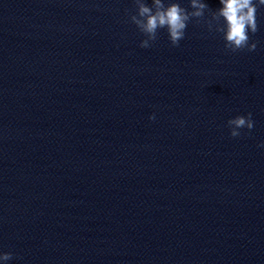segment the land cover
I'll return each mask as SVG.
<instances>
[{
    "label": "clouds",
    "instance_id": "obj_1",
    "mask_svg": "<svg viewBox=\"0 0 264 264\" xmlns=\"http://www.w3.org/2000/svg\"><path fill=\"white\" fill-rule=\"evenodd\" d=\"M219 3L221 7L211 11L210 19H205L209 6L204 0H189L191 11L181 6L177 0H152L151 6L146 0H133L135 12L129 14V19L146 37L140 43L142 48L151 47L152 42L157 40L160 29H166L171 45L178 47L185 38L188 23L195 19L197 23L203 21L209 31L222 33L227 50L255 51L257 44L249 43V33L255 34L259 30L257 13L264 7V0H219ZM227 126L231 137H239L241 129L251 131L254 128L252 114L237 115L227 121ZM11 259L12 252H0V261L7 262Z\"/></svg>",
    "mask_w": 264,
    "mask_h": 264
}]
</instances>
